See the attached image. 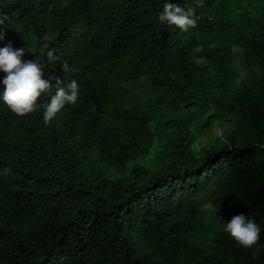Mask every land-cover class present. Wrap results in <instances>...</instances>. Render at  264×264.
<instances>
[{"label":"trees","instance_id":"1","mask_svg":"<svg viewBox=\"0 0 264 264\" xmlns=\"http://www.w3.org/2000/svg\"><path fill=\"white\" fill-rule=\"evenodd\" d=\"M173 2L186 32L163 0H0V46L52 77L30 113L0 103V264H264L222 231L264 243V0ZM56 78L79 96L45 124ZM224 117L241 136L198 147Z\"/></svg>","mask_w":264,"mask_h":264},{"label":"clouds","instance_id":"2","mask_svg":"<svg viewBox=\"0 0 264 264\" xmlns=\"http://www.w3.org/2000/svg\"><path fill=\"white\" fill-rule=\"evenodd\" d=\"M158 22L175 26L179 31L186 32L194 27L196 20L191 7H181L173 0H163L162 9L157 13ZM6 17H0V41L4 40V25ZM25 52L23 47L13 48L8 41L0 46V103H3L12 113L24 116L37 107V98L50 87L52 77H45L42 67L32 59H21ZM47 60L54 62L57 56L53 50L48 49ZM63 71H70V66L61 64ZM57 87L46 104L42 105V119L45 124L51 122L65 105H74L79 96L78 85L75 80L60 86L56 78ZM10 169L4 167L0 175L8 174ZM222 231L228 235L238 246L250 249L253 258H256L264 243H259L261 226L243 214H235L223 222Z\"/></svg>","mask_w":264,"mask_h":264},{"label":"rangeland","instance_id":"3","mask_svg":"<svg viewBox=\"0 0 264 264\" xmlns=\"http://www.w3.org/2000/svg\"><path fill=\"white\" fill-rule=\"evenodd\" d=\"M145 84V78L138 85H134L129 98L146 104L147 96L142 93ZM203 138L197 143L198 147L212 141L213 144L230 141L231 138L240 137L241 129L237 127L234 121L228 117L213 118L211 125L203 133ZM153 157V155H152Z\"/></svg>","mask_w":264,"mask_h":264}]
</instances>
